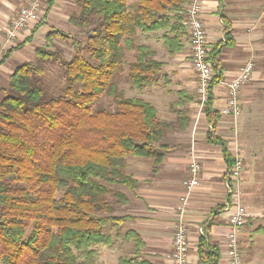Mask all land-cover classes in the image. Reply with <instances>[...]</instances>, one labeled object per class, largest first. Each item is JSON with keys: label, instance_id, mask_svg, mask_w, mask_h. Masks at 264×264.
<instances>
[{"label": "trees", "instance_id": "1", "mask_svg": "<svg viewBox=\"0 0 264 264\" xmlns=\"http://www.w3.org/2000/svg\"><path fill=\"white\" fill-rule=\"evenodd\" d=\"M79 13L69 19L84 39L61 30L50 31L47 45L36 50L40 62H25L10 75L0 103V264H96L99 246H112L111 226L127 217L114 216L116 205L128 202L114 191L121 185L134 192L139 182L127 173V158L154 160V173L171 147L163 144L170 131L190 125L188 104L194 99L179 91L172 103L175 121H162L158 110L139 97H127L116 78L126 73L131 89L159 85L165 63L156 51L140 43L139 34L164 31L170 56L183 51L189 37L182 24L190 0H74ZM53 0L50 1L52 3ZM41 25L20 44L3 53L0 66L32 43ZM70 43L74 53L63 57L55 40ZM229 38L215 45L209 60L215 72L212 88L222 80L220 53ZM127 53L133 54L128 60ZM58 64L64 71L63 95L48 97L42 85L44 65ZM107 95L116 111L93 104ZM213 93L204 113L211 126L208 142L221 145L227 167L234 158L227 142L215 136L220 113L213 108ZM58 194L61 197L58 198ZM113 198V199H112ZM228 201L230 198L228 197ZM264 234V228L258 230ZM136 246L141 238L127 234ZM141 248V247H140ZM120 264H149L139 256ZM205 238L199 252L205 263L216 264Z\"/></svg>", "mask_w": 264, "mask_h": 264}, {"label": "crops", "instance_id": "2", "mask_svg": "<svg viewBox=\"0 0 264 264\" xmlns=\"http://www.w3.org/2000/svg\"><path fill=\"white\" fill-rule=\"evenodd\" d=\"M50 1L45 2L43 16L48 13L47 25H50L51 31L68 28L62 25L70 24L69 19L74 14L69 12L77 4L74 0H53L52 3ZM27 2L28 0H0V43L5 40L6 28ZM203 19L208 32L209 54L215 45L225 42V38L228 37L232 42L231 45L222 47L219 57L223 81L237 77L246 63L253 62L255 65L252 79L241 90L243 113L245 105L253 107L260 93L259 89L264 85V0H204ZM25 32L27 30L18 33L17 39ZM163 34L164 31L139 34L140 43L150 45L157 53L156 58L165 63V77L159 85L140 90L137 97L151 103L158 110L162 121H175L177 116L172 110V103L178 100L179 91L186 90L194 96L193 101L188 104L191 110L190 125L183 132L170 131L166 134L163 144L170 146L171 150L156 173L153 159L152 162L131 160L139 166H143V163L149 164L148 169H141L140 174L137 171H129L130 163L127 161L126 171L138 180L139 186L132 192L125 186L112 185L115 186L114 191L128 198V202L116 205L114 216L127 217V220L119 226L108 228V233L113 236V245L98 247L99 258L96 264H120L121 259L133 257L138 247H141L139 256L149 264H170L168 254L172 250L176 208L180 196L184 194L182 182L188 176L191 150H194L201 160L203 172L201 184L192 193L187 205L190 263L212 264L205 263L199 252L200 239L205 238L207 251L213 249L216 252V264H229L226 241L232 210H228L227 205V164L224 161L223 149L221 145L208 142L210 124L205 113H196V74L190 59L189 37L184 41L183 51L170 56L164 47ZM213 97L212 106L220 113L215 136L227 142V148L233 156L234 145H239V125L244 113L238 118L237 125L233 118L223 114L228 99L224 84L217 83L214 86ZM158 98L162 102L165 101V104L158 102ZM247 209L249 219L240 231V250L244 254L245 264H264V250H255V237L264 236L258 231L264 228V207L249 204ZM130 231L141 238V246H136L134 239L127 235Z\"/></svg>", "mask_w": 264, "mask_h": 264}, {"label": "built area", "instance_id": "3", "mask_svg": "<svg viewBox=\"0 0 264 264\" xmlns=\"http://www.w3.org/2000/svg\"><path fill=\"white\" fill-rule=\"evenodd\" d=\"M46 0H28L19 9L17 15L5 30V42H14L17 34L35 27L43 20V9ZM204 0H190L183 12L182 24L189 33V53L193 70L196 74V101L197 115L204 113L206 105L210 102L213 93L212 83L215 81V72L209 60L208 32L203 19ZM253 62L246 63L239 75L230 81L218 80L226 86L228 99L226 108L223 110L225 116L237 120L242 114L241 90L245 84L250 82L254 73ZM211 130V126H210ZM234 163L226 170L225 183L228 201V210H232L228 220L227 254L229 264H245L243 254L240 250L239 236L243 226L248 222L249 212L241 202L242 175L245 169L244 157L238 144L234 145ZM203 166L201 160L194 150L189 152L188 176L182 182L184 194L179 198L176 208V221L173 225L172 250L168 254L170 264L190 263V238L189 224L187 219V205L192 193L201 184ZM203 232V231H202Z\"/></svg>", "mask_w": 264, "mask_h": 264}, {"label": "rangeland", "instance_id": "4", "mask_svg": "<svg viewBox=\"0 0 264 264\" xmlns=\"http://www.w3.org/2000/svg\"><path fill=\"white\" fill-rule=\"evenodd\" d=\"M138 1L139 0H128V5L131 6V4ZM79 11L80 8L78 7V5H76V7L74 6L71 11L73 13L69 12V14H77L79 13ZM46 15H48V13H45V17L43 16V20H41L38 24L45 25H43V27L38 32H36L33 42L31 44L25 45L24 48L16 52L7 61V63L0 68V103L5 95L3 89L9 86L10 75L12 74L14 69L25 62H32L36 64L40 62L39 58H37L36 50L42 46L47 45L46 36L52 30L50 28V25H47L48 18H46ZM62 26L68 27L61 30L65 34L74 38H78L80 40L84 39L83 35L80 33V29L75 28L70 24H64ZM33 28L34 27L29 28L27 32H25L19 39H16L14 42L7 43L4 40L3 43H0V60L4 52L20 43L22 40L26 39ZM54 42L58 48L62 49L63 57L66 60H70L74 53V49L72 48L71 44L65 43L59 39H56ZM127 54L128 60L133 59L132 53ZM44 67L45 75L42 78V85L46 91L47 96L52 98L63 95L65 86L63 69L58 64L52 63H46ZM115 80L116 82H118L119 88L123 90L127 97H137V94L138 92H140V90L130 89L126 73L118 75ZM259 91L260 93L258 94L256 103L253 105V107H250V105H245L243 111L244 117L241 121L239 119V148L241 149L242 155L244 154L243 156L245 164L244 173L242 175L241 202L246 207L249 204L262 205V207H264V85L260 87ZM157 101L161 102L162 104L164 102L165 104V101L162 102L161 100H159V98ZM100 107H104L110 111H116L117 109L113 99H111L107 95H103L93 104L92 111L94 112ZM163 110H165V108ZM132 159L145 162L153 161L151 159L128 157L127 161H129L130 163L129 171H137L138 174H140L141 169H148L149 164L145 165L143 163V166H139L137 164H134L136 162H132ZM146 172L147 170L145 171V173ZM111 188H113V190H116L115 186H111ZM59 197H61V194H58V198ZM255 250H264V236L255 237Z\"/></svg>", "mask_w": 264, "mask_h": 264}]
</instances>
